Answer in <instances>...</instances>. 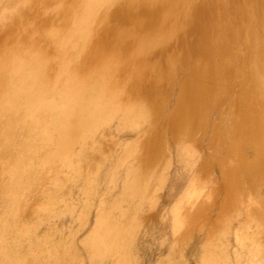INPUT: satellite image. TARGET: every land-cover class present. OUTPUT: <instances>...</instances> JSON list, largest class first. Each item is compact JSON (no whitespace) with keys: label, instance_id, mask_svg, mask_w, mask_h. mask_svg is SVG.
I'll use <instances>...</instances> for the list:
<instances>
[{"label":"rangeland","instance_id":"1","mask_svg":"<svg viewBox=\"0 0 264 264\" xmlns=\"http://www.w3.org/2000/svg\"><path fill=\"white\" fill-rule=\"evenodd\" d=\"M106 1L69 66H107L117 95L85 104L66 145L13 129L0 264H264V0ZM81 2L0 0V60L31 50L60 81L52 35L78 30ZM15 158L30 171L10 192Z\"/></svg>","mask_w":264,"mask_h":264},{"label":"bare ground","instance_id":"2","mask_svg":"<svg viewBox=\"0 0 264 264\" xmlns=\"http://www.w3.org/2000/svg\"><path fill=\"white\" fill-rule=\"evenodd\" d=\"M100 1L101 0H82V2L80 4V9H76L75 14H74L76 16L75 19L78 21V24H74L76 22H72L73 25H78L77 26L78 30H76V28H73V26H70V31H69L70 35L68 36V39L63 37L64 39L62 38L63 39L62 40L60 38H57L55 34L52 35L54 40L57 41L58 45L60 44V46H62V47H67V49L69 48V50H67L65 48L66 50H64V52H62L63 57H61V59H59L60 63L58 64V67H57V71H58L57 74H59L60 77H59V75H58V77L57 76L56 77H57V79L61 78L60 81H55L54 80L55 77H49L46 75V72L44 71L45 68L43 67L44 65L42 62V55L41 54L33 53L31 50H22V51L18 50L19 52H16L17 51L16 50L15 52L8 53L4 57L2 56L3 58L1 57L2 59L0 60V112L6 116V121H5L6 126L4 129L6 141L4 142V138H3L2 143H4V144L1 143V145H3L2 151L0 153L2 157L10 158L11 155L14 153V152H11L10 149L8 148L9 147L8 143L10 141H12V139H13V136H11V134L14 131L13 129L16 126H19V128L21 127L23 132L27 133V136H28V134L38 136L37 138H39V140L45 144H47L48 142H50L52 140V141H54V142H52L53 144L57 143L58 145H60V143H62V144L65 143L64 145H66V139H65L66 131L71 129V128H77L78 125L80 126L81 124L83 125V123H84L83 120L78 121L77 116H78L79 110H81L85 104H93V105L99 104L100 105L101 102L99 100L102 99V97L104 95L103 93H106L107 91L109 92V90L114 94V96H111V99H112V97L115 98V96L117 95L116 88H113V86H114L113 82H112L113 74L109 73L110 71L108 72L107 66L106 67L102 66L99 68V64L98 65L96 64L97 69L94 68V70L92 69L91 66H89V68H88L89 70L88 69L84 70V73L79 72L78 70H80V69L76 70L75 68L69 66L70 61H72V59H74V57L79 55L78 53H79V51H81L80 45L83 44L84 42H86V40L88 38V34L90 33V31L88 32V29L92 30L91 29L93 27L92 25L95 23L96 17L98 16L97 11L102 9L101 8L102 6H100L101 5ZM240 1L241 0H239V5H240ZM248 2H250V1H248ZM253 2H254V0H253ZM253 2L251 4H247V5L253 6L252 5ZM257 2L261 3L262 1L257 0ZM104 4H105V2H104ZM261 4H263V3H261ZM254 6H257V5H255V3H254ZM232 7L235 8V0L233 1ZM262 9H263V7H262ZM214 20H216V18H214ZM217 20H218V18H217ZM81 25H83L82 26L83 28L80 27ZM230 29H232V28H230ZM73 30H75V31H73ZM49 35H51V34H49ZM51 39L52 38L50 36V40ZM65 39H66V44L64 43ZM10 51H12V49ZM62 51H63V49H62ZM80 54H82V53H80ZM100 64H102V62H100ZM103 64H106V63L103 62ZM111 65L112 64H110L108 66H111ZM90 69H92L91 72H90ZM110 70H112V67ZM107 73L112 75L111 80L108 78V75H106ZM61 74L63 75L62 77H61ZM111 83H112V87L110 86ZM54 87H57L56 91L60 89L59 93H57V96L59 98L58 100H60V102H61V106L59 104L60 102L58 103L56 101L57 99L56 100L52 99L53 95H51V94L53 93ZM117 92H118V90H117ZM103 99H105V97H103ZM103 101H105V100H103ZM112 101H114V100H111V102ZM111 102H109V103L111 104ZM105 103H108L107 100ZM106 105H104V106H106ZM108 106H109V104H108ZM20 116L23 117V119H24L23 121L21 120ZM89 117H91V115ZM235 118H236V116H235ZM86 127H88V126H86ZM230 137H231V135H230ZM21 140L25 141V139H21ZM63 140H65V141H63ZM68 141H70V139ZM27 142H28V139H27ZM72 142H73V140H72ZM13 143H15V140L12 142V144ZM33 143H34V141H33ZM69 143H71V142H69ZM1 145H0V147H1ZM11 147H12V145L10 146V148ZM15 147H19V145L17 146V144H16ZM21 147H22V145H21ZM55 148H56L55 151H58L57 149L59 147L58 148L55 147ZM46 149L48 150V148H46ZM37 150H38V148H37ZM37 150H35V153ZM14 151H15V149H14ZM61 151H63L62 148H61ZM28 153H26V154H28ZM16 154L18 155V148H17ZM16 160H17V158L11 160V162H14L13 165H14L15 169L11 165L13 167L12 170H14V173H11V174H13L14 178H11L12 182L9 181L11 184L10 190H9L10 192L13 189V185L16 187L18 184L21 183L20 182L21 180L15 181V177L20 175V174L22 175L23 171L25 173H28V171H30V168L27 164H26V166H24V167L20 166L21 168L19 167V169H17L18 168L17 163L19 165V162ZM9 164H11V163H9ZM1 169H3V168H1ZM9 170H11V169H9ZM8 173H10V172H8ZM19 178H20V176H19ZM19 178H17V179H19ZM135 182H137V181H135ZM8 183H7V185H8ZM6 188L8 189L7 186H6ZM12 195H13V193H12ZM15 196H16V194H15ZM100 226L101 225H99V228H100ZM97 233H96V236L92 239V247L94 248L93 249L94 252L98 251L99 248L101 247L102 237H104L108 234V232L107 233L105 232L104 234H101V235L97 234ZM118 235H119V233H118ZM7 254H8V252H7ZM132 263H134V262H132Z\"/></svg>","mask_w":264,"mask_h":264}]
</instances>
